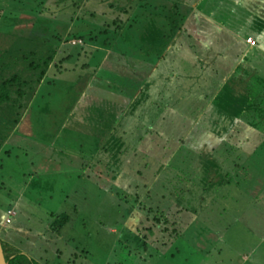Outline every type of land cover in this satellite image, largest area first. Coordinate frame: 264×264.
<instances>
[{"label":"rangeland","instance_id":"1","mask_svg":"<svg viewBox=\"0 0 264 264\" xmlns=\"http://www.w3.org/2000/svg\"><path fill=\"white\" fill-rule=\"evenodd\" d=\"M146 1L46 0L45 6L39 14L37 13L38 15L24 13L19 17L22 24H19L18 28H22L26 25L31 26L30 22L37 16L38 23L34 24L33 33L42 31L48 36H50L47 32L49 29L51 34L61 31L65 36L69 23L74 20L73 30L85 33L87 43L82 47L67 43L65 48L71 51L70 60L60 61L61 69L64 68L63 71L55 73L59 71L58 68L52 71L41 88V94L47 90L46 93L52 96L48 97L47 94V97L39 96L37 102L34 100L35 95L28 96V99H31L28 103L26 101L27 108L22 117L27 114L19 123L17 134H14L11 141L7 142L4 147V150L10 153L6 154L3 151L0 156V233L4 240L18 248L22 254L43 264H238L242 253L252 255L251 262L247 264H264V92L260 93L257 90L260 86L264 87V52L262 51L250 52L244 64L238 66V72L232 78L234 88H230L229 84L230 90L224 93L227 97L229 92L234 90H245L247 96L244 95L243 98L249 97L248 102L246 101L247 105L239 103V106H234L237 119L242 117V120L240 119L239 123L233 121L238 127L233 129L232 137L234 138L232 141H227L231 142L229 145L225 142V144L215 146L218 160L216 162L212 160L213 157L215 159V153L210 152V156L205 153L204 163L208 162L210 167L214 164L213 174L221 175L220 177L215 176L218 177L214 180L215 189L210 187L207 191H203L204 188L201 186L185 184L187 187L185 188L181 183L171 186L167 183L173 193L172 198L170 196L164 199L161 195H156L157 193L162 194L163 190L148 194L144 203L146 207L149 206L151 199L154 205L165 204L164 209H168L166 211L172 214L177 211L178 207L183 208L184 211L177 220V227H181L177 232L173 231L176 225L172 218H169L167 222L165 216L161 215L164 210L159 211L160 213L151 212V222L146 223L144 219L143 222L146 224L138 226L139 233L133 232L128 215L136 213L137 209L121 201L126 198L125 194H115V187L112 186L115 185V163L108 164L109 161L106 159L102 162L104 176L98 178L103 185L94 184L95 181L86 180L85 177H72L74 170L68 173L71 176H66V174L57 176L56 186L52 185L54 183L50 180H45L46 183L37 180L38 185L37 181L32 183V174L39 165L40 167L44 165L43 169L46 167L55 169L57 165L45 158L48 152L46 145L48 140L44 138L47 123L44 125L43 123L50 119V122L56 124L62 121L63 114L67 115L64 113L65 106L74 94L66 93V91L76 85L75 82L81 76L90 77L95 72L98 77H115V64L125 60L130 64L134 62L138 71L140 65L135 58L141 56L140 51H144L136 50L138 45L145 48L150 44L151 49L158 50L160 45L157 44V40L161 34H158L157 39L158 36L151 29L159 27L161 30L160 27L164 25H171L173 28L168 19V15L173 12L176 14L178 10H186L189 14L191 13L192 17L188 22H184L185 20L183 21V18L178 15L177 23H180V27H184V30L187 29L189 36L192 33V39L199 35L200 27L210 23L205 17L207 11H216L215 18L221 20L227 17L223 18L225 16L223 14L227 12L231 14L228 10L231 8L230 0L227 3L205 0L200 6L202 13L192 12L191 8L183 5L176 6L173 0ZM234 1L237 3V0ZM262 1L246 2L244 0L242 3L251 5L261 4ZM15 3L20 5L19 8L17 7L19 10L24 9V5L28 7L31 5V2L26 0H15ZM73 3L81 6L74 8ZM51 5L56 6L51 7ZM157 6L161 7L157 8ZM253 10H257V7ZM241 11L246 10L239 6L234 11L231 17L232 28L238 25L241 16L244 15L240 13ZM149 13L159 18H153L154 21H151ZM182 13L180 12L181 15ZM130 15L132 18L129 17ZM128 22L133 24L132 28L127 27ZM150 22L156 26L149 27ZM253 23L255 27L258 26V29H264L261 16L257 15ZM253 23L252 26H254ZM104 30L108 32L105 31L106 34H104ZM222 33L218 40L229 41L232 48L228 51V55L232 59H237L243 47L235 44L234 41L237 38L234 35L228 32ZM259 33H262V30ZM109 34L112 40L118 38L114 46L111 44ZM16 39L17 36L12 35L5 38L0 37V47H9ZM189 39L185 37L184 40ZM241 41L244 44V36ZM102 42H109L110 45L104 47L111 49V55L105 67L98 69L97 64L101 61L102 53L105 54V52L98 51L96 47L105 44ZM118 44L131 46L126 54H119L115 52ZM76 50L79 52L78 55L75 53ZM256 50L259 49L256 47ZM57 55V61L63 59V53ZM256 62H260L263 66V74L259 76L247 73L246 81H239L238 78L245 67L253 70L254 73ZM82 63H87L88 66L83 67ZM220 68L226 69L227 64ZM53 77L56 84L49 88V82ZM99 92L103 96L111 95L101 90ZM240 93V96H243L244 93L241 91ZM224 94L219 100H224ZM102 100L109 101L110 98L105 97ZM30 103L38 104L40 107L37 105L34 110L30 109L28 112L26 110L30 107ZM214 108L210 116L218 115L216 111L219 107L215 105ZM5 110L7 111L6 118L16 116V109L10 105H7ZM80 113L78 111L76 114ZM88 120L100 122L101 118L91 120L88 115L86 121L90 123ZM202 142L206 141H200ZM189 170L192 172L194 167ZM203 170L202 167L194 170L198 173L195 180H202ZM222 170L227 171L224 173ZM227 173L228 175L224 176ZM222 178L225 181L219 182ZM75 180H78L77 189L81 183L79 191L82 189V193L68 190ZM121 180L134 181L126 174ZM110 183L113 184L110 185ZM219 183L222 185L220 186ZM108 189H113V193L107 192ZM135 193L144 195L141 190L140 192L136 190ZM173 198H178V201ZM168 205L172 207L169 208ZM11 206L15 207L17 216H14L12 223L7 225L5 219L8 213L6 211ZM76 206L77 209H75ZM144 212L147 215L148 212ZM156 218L161 219L162 222H158ZM165 225L169 227V230H165ZM115 228L118 230L116 233L113 231ZM58 233H60V238L56 236ZM217 236L221 238L218 240ZM247 258L250 259V257L245 259Z\"/></svg>","mask_w":264,"mask_h":264},{"label":"crops","instance_id":"2","mask_svg":"<svg viewBox=\"0 0 264 264\" xmlns=\"http://www.w3.org/2000/svg\"><path fill=\"white\" fill-rule=\"evenodd\" d=\"M173 1L175 4L179 2L178 6L183 5L191 8L192 12L200 13V6L203 5L202 3L205 0ZM218 1L228 2V0ZM230 2L232 4L230 3L231 8L228 10L231 11V14L228 12L226 14L222 13L225 15L223 18L227 16L224 20L215 18L216 11L209 10L207 13L203 11L205 17L209 19L207 22L210 23L198 29L199 33H197L199 35H196L195 39H192V33L189 36V32L187 29L184 30V27L175 30L174 34L172 28L166 25L160 27L161 30L159 27H155L156 30L151 29L157 36L161 34L160 38L157 37V39L159 38L157 44L160 45V48L158 50L151 49L150 44L146 46L147 42L144 44L145 48L138 45L136 50H144L143 52L140 51L141 56L135 58L140 65L138 71L134 62L130 64L125 60L115 64V77H98L95 72L90 77L88 75V77L81 76L75 82L76 85L66 91V93L74 94L73 98L70 99L73 101L70 102L68 99V104L64 110V113L71 117L67 118L65 122H60L59 125L57 122L56 124L50 122V119L43 123V125L47 123L45 126L47 132L44 138L48 140L46 141L48 152L45 154L47 157L45 155L44 157L57 165L54 167L55 169H47V167L43 169L44 165H41V167L39 165L40 168L37 167L32 174V183L37 180L46 183L45 180H50L54 183L52 185L56 186L57 181L55 178L57 176L62 174L71 176L68 173L74 170L72 177H85L86 180L95 181L94 184L103 185L97 178L102 176V162L107 160L109 161L108 164L110 162L115 163V185L110 183L115 187V194H125L126 198L121 201L128 204L129 207L137 209L136 213L128 215L129 224L132 226L134 233H139L138 226L145 223L143 222L144 219L146 223L151 222V213L147 211L150 209L156 210L158 213L164 210L163 213L168 214V218H172V221L177 224L178 217L181 215L174 216V214L167 212L168 209H164L166 208L165 204L154 205L155 203L150 199L149 206H144L148 194L163 190L162 194L157 193L156 195H161L164 199L170 196L172 198L173 193L167 183L170 186L181 183L185 188H187L185 184L201 186L204 188L203 191H207L210 187L215 189L214 180L211 182H204L203 178L201 181L195 180L194 178L198 176V173L194 170L202 167L203 172H205V169L207 170L205 166L209 164L208 162L204 163L205 153L208 156H210V152L214 154L217 144L221 145L226 142V145H229L231 142L227 141H232V138H234L232 137L233 129L238 127L235 123H239L240 119L242 120V117L237 119L234 106H239V103L247 105L246 101L248 102L249 96L243 98L245 92H247L245 90H234L229 92L227 97L224 93L230 90L228 88L229 84L230 88L234 86L231 82L232 78L237 74L238 66L244 64L250 52L253 50L264 52V29H258V26L255 27L253 23L257 15L261 16L264 22V0L261 4L251 5L242 3L244 0H237V3L234 0H230ZM146 3L148 2L146 1ZM233 4L235 5L233 6ZM239 6L246 11L240 12L244 15L241 16L238 25H235V29L232 28L231 17ZM160 7L157 6V8ZM254 7H257V10H253ZM180 12H183V15ZM214 12L215 15L213 16ZM135 15L133 14V16ZM149 15L151 21H154L153 18H159L151 13ZM177 15H180L183 21L185 20L184 22H188L192 17L191 13L189 14L186 10H178ZM252 23L254 26H252ZM132 25L128 22L127 27L132 28ZM151 26H156V24L150 22L149 27ZM71 29H73L72 26L69 30ZM183 30L186 31V35ZM261 30L262 33H259ZM227 32L237 38L234 41L235 44L243 47L242 53L238 55L237 59L234 58L235 60L228 55V51L232 48L229 41L218 40L222 36L221 33ZM242 36L245 37L244 44L241 41ZM185 37L190 39L184 40ZM248 37L255 39L256 44L248 43ZM117 41L115 40V43ZM66 45L67 43L63 44L62 49H66L67 54L71 55V51L65 48ZM74 46L82 47L86 46V43L78 42V45L76 43ZM130 46L128 44L122 46L118 44L115 47V52L126 54ZM256 47L259 50H256ZM96 49L105 52V54L102 53L101 61L97 64L98 69H101L105 67L106 61L111 55V49H107L104 45H99ZM75 53L78 55V50ZM153 54L156 55L153 56ZM148 59L150 60L147 64ZM121 63L124 64L120 65ZM225 64H227V68L221 69L220 67ZM255 67V69L250 67L254 69V73L253 70H248L245 67L238 80L246 81L247 73L259 76L263 74V66L260 62H256ZM43 84L39 86L35 93V102H37L39 96H52L46 93L47 90L41 94ZM79 85L83 89L78 94L76 92ZM50 87L53 86L50 85ZM263 89L264 87L260 86L257 90L261 93L264 92ZM100 90L111 93V95L103 96L99 92ZM240 91L244 93L243 96H240ZM223 94L224 100L221 101L219 98ZM78 95L79 99L75 102ZM105 97L115 101V106L118 104L115 110L117 113L115 124L110 126L108 121L98 124L89 120L90 123H88L86 119H88V115L90 116L93 113L94 102ZM37 105L30 103V107L26 111L34 110ZM215 105L219 107L216 111L218 115L210 116L209 114H211ZM38 107L40 106L38 105ZM43 111L45 110L43 109ZM78 111L81 112L78 114L79 117L76 116ZM46 112L49 113L47 110ZM72 116L76 119H73ZM18 125L15 127V132L19 128ZM108 126L111 128L105 131V127ZM12 134L14 135V132ZM13 135L0 148V155L3 151H6L4 147L7 142L11 141ZM203 140L206 142L200 143ZM216 156L217 154L215 158ZM212 160H215L214 157ZM191 167H194V170L189 172ZM226 171L222 170L224 173ZM125 174L128 178H133L134 181L121 180ZM217 175L212 173V176ZM227 175L228 173L224 176ZM77 181L75 180L73 184L71 181L72 185L68 190L82 193V189L79 191L81 183L77 189ZM219 185L222 184L219 183ZM112 190L108 189L107 192H112ZM136 190L139 192L141 190L144 195L135 193ZM62 192L64 193L65 189ZM173 200L178 201V198H173ZM144 211L149 213L146 215ZM113 231L118 232L116 228ZM56 236L60 238V233ZM217 238L219 240L221 237L217 236ZM246 257H250V259H245ZM251 257L252 255L242 253L241 261L238 264L250 263Z\"/></svg>","mask_w":264,"mask_h":264},{"label":"trees","instance_id":"3","mask_svg":"<svg viewBox=\"0 0 264 264\" xmlns=\"http://www.w3.org/2000/svg\"><path fill=\"white\" fill-rule=\"evenodd\" d=\"M26 1H30L32 6L30 5L28 7L27 5H24V6L21 5L24 7V9L22 8L23 9L22 11V9L20 10L18 9L19 8L18 6L20 5L16 4L15 0H0V37H4V38L10 37V35L17 36V39L9 47H6V48L0 47V148L7 141V139L11 135H13L12 134L13 132L14 134H17L15 132V127L21 122L23 118L22 115L25 109L27 108L26 104L31 99V98L28 99V96L35 95L39 86L43 84L44 80L50 77V74L52 73V71L53 72L56 71L57 68L59 69V71H56L55 73L63 71L64 68L62 67L63 69H61L60 61L70 60V55L67 54L66 49L65 50L62 49L63 44L69 43L70 45L71 44L75 45L76 43H73L74 40L80 41L81 43H84V42L87 43L86 37L84 35L85 33H80V32L74 31L73 29L69 30L70 26L73 27L72 24L74 20H72V22L69 23L65 36L63 35L61 31H58V30H57L58 32L51 34L50 29L47 31L50 34V36H48V34L42 31L33 33L34 31H32V28L35 26L34 24L37 25L38 23L37 16H36V19L30 22L32 23L31 26L26 25V26H22V28H18L20 27L18 25L22 24L19 21V17L22 16L24 13L38 15L42 11V8L45 6L46 0H26ZM187 1L189 2L191 0H187ZM175 5L178 6L179 3L177 2ZM53 6L55 7L56 5H51V7ZM72 6L74 8H77L81 5L78 3H73ZM174 13L175 12H173V14L171 13L172 15L171 14L168 15V19L169 21H171V23L169 22V24L173 25V28L170 25V27L172 28L173 34L176 32L175 30L180 28V25H179L180 23H177L178 15H176L177 13L176 14ZM105 31L106 30H104V32ZM106 32L104 34H106ZM86 34L89 35L88 33ZM110 35L111 34H109V37ZM110 39L112 40L111 37ZM117 39H118L117 37L113 38V40L111 41V44L114 45L115 44L114 41ZM102 43H105V42H102ZM108 44L109 42H106L103 45L108 46ZM77 45H78V42H77ZM62 53H63V59H60L59 61H57L56 60L58 56L57 54L62 55ZM123 64L124 63H121L120 65H123ZM81 65L83 67L88 66L87 63H82ZM54 80L55 79L53 77V79L49 82L51 86H54L56 84ZM77 89L78 91L76 93L79 94L82 92L81 89L83 88L79 85ZM78 99H79V95L75 98V102ZM7 105H10L11 107L16 109V116H14L13 118L12 117L9 119L6 118L7 111L5 110V107ZM93 106H94V109L92 110L93 113L90 114L89 116L91 120L92 119L99 120V118H101V121L96 122V123L100 124L101 122L108 121L110 123L109 124L110 126H113L115 124V115L117 114L115 110L118 107V104L115 106V101L97 100L96 102H94ZM69 117L71 116H69L68 114L63 115L62 121H58L57 124L59 125L60 122H63V121L65 122V120ZM72 118L76 119V117H73V116ZM110 126H108L107 128L105 127V131L111 128ZM263 137H264V134H263ZM5 152L6 154L10 153L7 151ZM217 160H218V157L215 158L214 161L216 162ZM205 167H207V170L205 169V172H203L204 182L206 181L211 182L212 180H215L216 178H218V177L212 176V173L215 172V170L213 169L215 167L214 164L211 167L209 164L208 166H205ZM103 176H104V171L102 172V176H98V178L99 177L101 178ZM220 176L221 175H219V177ZM224 181L225 179L223 178L219 179V182H224ZM77 208L78 207L76 206L75 209ZM147 211L151 213L153 211L155 212L156 210L150 209ZM183 211L184 210L182 207L177 208V211H174V216L181 215ZM161 215L163 217L165 216L166 221L169 222L168 214L166 215L164 213L163 214L161 213ZM156 220L158 222H162L161 219L158 220L156 218ZM163 223H164V220H163ZM168 228L169 227L165 225V230H169ZM178 228H181V227H177L176 225V227L173 228V231L177 232ZM2 247L5 253L6 260L9 262V264H43L42 262H39L33 259L32 257H28L26 254H22L18 248H16L15 246H12L9 243L5 245H3L2 243Z\"/></svg>","mask_w":264,"mask_h":264},{"label":"built area","instance_id":"4","mask_svg":"<svg viewBox=\"0 0 264 264\" xmlns=\"http://www.w3.org/2000/svg\"><path fill=\"white\" fill-rule=\"evenodd\" d=\"M247 42L250 43V44H252V45H255V44H256L255 39H253L252 37H248V38H247ZM7 213H8V214H7V216H6L5 221H6V224H7V225H10V224L12 223V218H13L14 216L17 215V214H16V209H15V207L10 208V209L7 211Z\"/></svg>","mask_w":264,"mask_h":264},{"label":"water","instance_id":"5","mask_svg":"<svg viewBox=\"0 0 264 264\" xmlns=\"http://www.w3.org/2000/svg\"><path fill=\"white\" fill-rule=\"evenodd\" d=\"M0 264H9V262L6 260L5 253L3 251L1 238H0Z\"/></svg>","mask_w":264,"mask_h":264},{"label":"flooded vegetation","instance_id":"6","mask_svg":"<svg viewBox=\"0 0 264 264\" xmlns=\"http://www.w3.org/2000/svg\"><path fill=\"white\" fill-rule=\"evenodd\" d=\"M0 238H1V243H3V245L8 243L6 240L3 239L4 237H2L1 233H0Z\"/></svg>","mask_w":264,"mask_h":264},{"label":"clouds","instance_id":"7","mask_svg":"<svg viewBox=\"0 0 264 264\" xmlns=\"http://www.w3.org/2000/svg\"><path fill=\"white\" fill-rule=\"evenodd\" d=\"M77 42H79V41H76V40H74V42H73V43H77Z\"/></svg>","mask_w":264,"mask_h":264}]
</instances>
